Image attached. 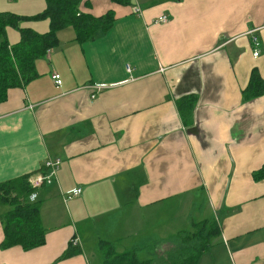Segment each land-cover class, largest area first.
I'll return each mask as SVG.
<instances>
[{"label":"crops","instance_id":"0c3cea01","mask_svg":"<svg viewBox=\"0 0 264 264\" xmlns=\"http://www.w3.org/2000/svg\"><path fill=\"white\" fill-rule=\"evenodd\" d=\"M130 1L83 0V14L113 11L112 29L83 43L71 27L58 31V47L35 63L38 77L0 104V184L31 177L48 158L61 161L56 180L35 190L43 245L3 248L9 208L0 205V264H103L96 246L114 243L124 218L134 229L117 241L133 245L155 228L149 209L189 199L194 210L204 198L202 220L219 234L198 264H264V95H241L252 70L264 80V0ZM44 8V0H0V11L22 16ZM98 84L106 87L94 90ZM189 96L196 104L187 125L178 103ZM75 188L81 193L65 200ZM136 212H145L151 231Z\"/></svg>","mask_w":264,"mask_h":264},{"label":"trees","instance_id":"16d2710c","mask_svg":"<svg viewBox=\"0 0 264 264\" xmlns=\"http://www.w3.org/2000/svg\"><path fill=\"white\" fill-rule=\"evenodd\" d=\"M44 1V10L33 16L0 11V104L7 101L9 90L23 87L38 77L35 63L58 47V31L71 27L75 32V41L83 43L108 32L115 22L111 10L98 17L81 13L79 7L83 0ZM111 1L123 6L131 5L130 0ZM29 21H48L49 28L44 33H38L29 27H22L24 22ZM9 27L16 28L20 33V41L16 44L9 42ZM241 95L244 102L264 95V80L256 70H252ZM195 104L196 97L193 96L184 97L178 103L180 117L187 125L191 124ZM29 179L30 176H24L0 184V205L9 208L3 216V248L21 246L29 250L45 242V230L39 218L41 204L29 199L36 190L30 186ZM201 203L204 205L205 198ZM203 205L199 209L203 210ZM191 224V232H180L161 241L153 240L155 237L140 239L123 253H117L114 245L107 241H99L96 249L103 264H198L202 255L212 247L210 239L219 234V229L213 220L208 219L192 220ZM201 241L197 249L193 248V244ZM163 242L172 244L173 250L167 258H158L155 252ZM72 251L65 253L64 257L73 254Z\"/></svg>","mask_w":264,"mask_h":264},{"label":"rangeland","instance_id":"374dc122","mask_svg":"<svg viewBox=\"0 0 264 264\" xmlns=\"http://www.w3.org/2000/svg\"><path fill=\"white\" fill-rule=\"evenodd\" d=\"M157 1H159V0H151V1L150 0H141L140 5L141 6H144V5L147 6L150 4H154ZM7 33H8L7 37H8L10 42H15L18 35H20L19 31L14 27H9L7 29ZM188 202H189V199H188ZM188 202H187V205H185V206H183V205L178 206V203H176V202H172L169 205L163 206L165 208H168L169 206H171L170 210H163L165 208H159V207H154V208L149 209L148 214L151 216L157 217V219H155L153 221L155 228H154L151 235L144 236V237L140 236V237H142L141 240L142 239L146 240L150 237L151 238L155 237V238H152L153 240H160V241L161 240H168L170 237H173L174 235H177L180 232H183V233H185L187 231L191 232L192 220L195 219L194 221H200L204 218H207V217L209 218V211H208L207 205L205 206V209L203 210V212L198 213L197 210H195V209L200 208L203 204L200 203L202 205L195 207V209L193 210V208L191 209V205ZM183 210H185L186 215L183 213ZM135 214L138 218L143 220V221H141V227H142V230L144 232H149V231H151V229H153L152 225H149L150 223H152V221L145 219L146 218L145 212H136ZM190 214H192L193 218L190 217ZM210 214H211V212H210ZM130 218H128V219L124 218L123 219L124 230L120 231V227H118L116 230V233L113 236V239L115 240V242L114 243L111 242L113 245L115 244L116 246H119L120 248L119 247L118 248L122 250L121 252H124V250H127L128 248H130L132 243H133V242H130L131 240H127V239L121 240L122 242L119 241V243L117 241L119 239L118 237H124L121 234H125L128 229H134L131 226V219ZM118 223H119V221H118ZM155 223H156V226H155ZM114 224L115 223H113L111 226H109L110 230H112L115 227ZM193 230H194V228H193ZM98 232H99L100 237H103L105 234H107V232L105 233V231L102 230V228H100V230ZM159 235L161 236V238L158 237ZM213 240H215V237L210 239L211 245L213 243ZM201 244H202V241L198 242L196 244H193V248L197 249ZM172 250H173L172 244L163 242L157 247L155 254L158 258H167L169 253ZM204 254H206V256H208L209 258L211 257V252L210 253L206 252ZM92 262H93V264H97V261L95 260L94 257L92 258Z\"/></svg>","mask_w":264,"mask_h":264},{"label":"built area","instance_id":"2783aa9c","mask_svg":"<svg viewBox=\"0 0 264 264\" xmlns=\"http://www.w3.org/2000/svg\"><path fill=\"white\" fill-rule=\"evenodd\" d=\"M166 20H167V17L162 16V17L158 18L157 22L164 23V22H166ZM253 33H255V32L250 33L251 34V44H252V55L254 58H257L259 56V53H260V49H259L260 42H259L257 36L253 35ZM127 69L129 70V68H127ZM51 79L56 86H60L62 84L61 77L57 73H53L51 75ZM104 87H106V86H104L103 84H98V85H95L93 87V89L94 90H101ZM91 98H94V95H92ZM60 165H61L60 159H57V158L46 159V161L43 164L42 169L30 177V179H29L30 186L33 189H37V188H39L45 184H51L57 178V173H58V170L60 168ZM80 193H81L80 188L71 189V190L64 193L63 198L65 200H70L74 197H77ZM29 199L31 202L35 201L36 193L34 192L32 195H30ZM79 244L80 243H79V240L77 238H75L71 241L72 247H78Z\"/></svg>","mask_w":264,"mask_h":264}]
</instances>
